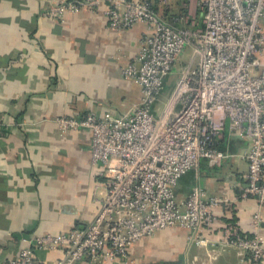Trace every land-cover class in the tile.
Segmentation results:
<instances>
[{
  "label": "built area",
  "instance_id": "obj_1",
  "mask_svg": "<svg viewBox=\"0 0 264 264\" xmlns=\"http://www.w3.org/2000/svg\"><path fill=\"white\" fill-rule=\"evenodd\" d=\"M155 2L57 0L41 13L63 21L66 13L105 6L111 29L146 25L137 56L121 70L141 86L142 98L118 116L54 120L64 134L90 130L92 163L103 168L108 192L86 229L26 238L18 257L3 264H35L37 250L59 249L65 258L58 264L85 258L130 262L134 245L168 228L191 231V241L210 263L234 249L241 264H264V0H199L202 26L194 28L185 16L175 20L178 26L167 22ZM187 51L189 62L155 114L153 106ZM228 128L249 143L243 197H255L257 206L247 235L230 225L216 240L205 231L214 228L227 200L197 187L181 204L175 190L203 161L219 167L230 157L219 147Z\"/></svg>",
  "mask_w": 264,
  "mask_h": 264
},
{
  "label": "crops",
  "instance_id": "obj_2",
  "mask_svg": "<svg viewBox=\"0 0 264 264\" xmlns=\"http://www.w3.org/2000/svg\"><path fill=\"white\" fill-rule=\"evenodd\" d=\"M55 2L0 0V264L17 258L26 238L86 229L108 192L103 168L92 163L90 130L64 134L54 120L122 115L142 98L141 86L125 79L121 70L137 56L146 25L111 29L105 6L99 12L66 13L63 21L42 18ZM198 2L155 3L167 22L175 25L185 16L190 18L187 26L194 28L202 26ZM189 55L185 52L167 80L152 108L155 114L172 93ZM219 147L230 155L221 166L203 161L199 172L185 175L175 190L181 204L197 187L227 200L214 228L205 231L216 240L230 225L248 234L257 206L255 197H243L248 141L228 128ZM190 235L183 228H168L134 245L130 262L85 258L76 264H241L234 249L210 263ZM64 258L61 249L37 250L35 264H58Z\"/></svg>",
  "mask_w": 264,
  "mask_h": 264
},
{
  "label": "trees",
  "instance_id": "obj_3",
  "mask_svg": "<svg viewBox=\"0 0 264 264\" xmlns=\"http://www.w3.org/2000/svg\"><path fill=\"white\" fill-rule=\"evenodd\" d=\"M188 174H190V173H188ZM244 235H247V234H244Z\"/></svg>",
  "mask_w": 264,
  "mask_h": 264
}]
</instances>
